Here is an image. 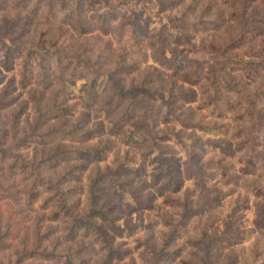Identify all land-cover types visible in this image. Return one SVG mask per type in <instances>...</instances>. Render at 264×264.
Instances as JSON below:
<instances>
[{"label": "rangeland", "instance_id": "obj_1", "mask_svg": "<svg viewBox=\"0 0 264 264\" xmlns=\"http://www.w3.org/2000/svg\"><path fill=\"white\" fill-rule=\"evenodd\" d=\"M33 4L34 1L27 0H0V42L4 39L12 48L17 46L42 52L57 50V55L49 63L52 61V67L59 70L56 59L58 55L63 58L66 63L62 68L66 85L53 73L54 84L49 90L37 84L23 90L19 86L21 58L15 56L10 59L12 63L9 67H5L2 62L6 50L0 43V147L15 145L12 152L23 153L26 160L32 162L34 157L38 159L43 152L60 145L64 152L60 155L58 167L46 170L56 177L75 165L76 150L100 144L102 137L106 140L122 137L116 140V146L122 148L123 158L126 152L129 153L132 158L130 167L141 170L142 174L140 178L135 174L128 175L133 187L127 185L125 195L110 190L102 200L106 208H113L110 215L128 227L124 237L117 239L129 252L126 261L134 260L137 264H249L248 256L251 255L252 264H264L261 252L257 251L258 247L264 249V238H260L264 232V100L257 98L254 118L241 122L238 116L249 110H246L239 93L228 92L225 85L218 82L223 98L214 102L213 107L205 108L203 103L212 97L206 79H201L203 81L194 86L184 84L180 79L182 73L197 67L206 72L226 59L223 51L217 49L214 39L220 40V45L227 44L244 27L257 36L258 49L253 54L250 50L241 51L238 59L252 63L253 67L261 65L264 62V0H42L37 10ZM48 13H52V19L47 17ZM73 13L85 17L84 25L90 28L87 33H81L76 28L77 23L65 17ZM103 17H107L112 24L115 20L124 22L120 26L119 36H113L114 30L110 23L103 29L100 27L98 23L102 22ZM217 19H220V29L207 27L195 32L185 29L183 24V21L200 23ZM128 27L131 28L132 42L137 47L146 45L142 41L139 43V40L148 31L161 32L169 39L170 46L166 47L164 53L153 52L147 47L144 64L138 66L121 50V41ZM77 56L87 57L92 63H97L105 74L102 85H98L99 93L90 106L86 105L84 90L70 82L73 65L69 61H78ZM112 63H115V67L106 71L105 66ZM94 76H86L80 71L74 79L81 85L83 80L89 82ZM108 76H111L109 84ZM223 76L236 91L243 88L253 93L264 83V75L249 77L243 70H226ZM165 80H171V85L175 84L176 89L193 92L196 97L194 102L183 103L188 112L186 116L180 113L184 116L182 121L178 117L173 119L174 116L164 121L168 110L163 101L168 97L171 87L161 91L154 89L153 85ZM115 87L135 89L137 92L145 87L154 94L144 98L147 104H156V119L150 120L155 141H144L141 131L136 135L130 132L133 124L139 123L140 115H144L141 108L135 110L137 115L130 121L128 129L121 132V137L110 134L113 122L126 108V103L115 96ZM202 87L204 92L201 91ZM58 91L59 97H69V102L76 105V112L52 121L48 126L55 125L63 130L95 129L100 132L93 140L96 143L75 144L56 139L58 136L51 144L47 138H44L45 144H38L39 141L34 139L30 140L26 148L16 149V140L22 138L23 133H31L35 122L32 95L40 97L43 106L50 107ZM138 98L135 101L140 105L143 101L141 96ZM227 101L231 104H227ZM105 110H111L112 114L107 115ZM18 113H21L19 118L16 117ZM177 124L179 127H176ZM46 129L47 126L40 132L44 133ZM240 129L246 131L240 133ZM246 136H250L248 138L251 140H246ZM150 147H154L156 152L147 150ZM180 152H184V155L181 156ZM205 156L208 157L207 161L204 160ZM116 158L112 149L103 162L90 166L82 174L79 183L69 182L64 187L78 186L85 190L97 172L116 165ZM165 158L169 160L166 163L163 162ZM249 158H253L256 165L252 175L245 171ZM7 164L0 163V174H3V170L5 174ZM159 166L173 170L181 184L180 191L160 195L155 188L150 187L145 191L144 188L141 189L140 197L146 205L136 206L132 198V202H129L128 197L135 195L129 189L141 186L145 180L149 181L150 175ZM20 175L18 173V183L15 185L20 201L18 217L22 218L19 222L20 236L29 234L30 239L34 240L33 225L44 214L42 234L49 225L60 228L55 237L46 243L50 248L54 243L64 251L80 246L81 238L71 243L66 241L64 227L46 218L48 211L42 205L45 195L34 204L33 210L26 208L23 192L25 184L30 181H22ZM53 178L51 176L50 180L54 181ZM79 198L81 201L74 211L81 215L85 212V196L76 194L70 197L72 202ZM7 202L0 200L3 226L7 224ZM184 211H189L186 221L181 218ZM173 228L180 230L179 236L168 247L166 241ZM167 250L178 251L177 257L166 261L161 254ZM157 258L160 260L157 261Z\"/></svg>", "mask_w": 264, "mask_h": 264}, {"label": "trees", "instance_id": "obj_2", "mask_svg": "<svg viewBox=\"0 0 264 264\" xmlns=\"http://www.w3.org/2000/svg\"><path fill=\"white\" fill-rule=\"evenodd\" d=\"M33 7L37 10L39 4L42 0H27V2H33ZM51 2V0H50ZM41 6V5H40ZM52 19V13H48L47 16ZM65 17L74 20L77 23L76 28L80 30L81 33H87L90 28L84 25L85 17L82 14H69ZM98 24L103 29L108 22V18H101ZM173 18L170 19L172 21ZM116 21V20H115ZM185 29L193 30L198 32L203 28L216 27L220 29V19L213 21H201L200 23H189L188 21H183ZM112 24V23H110ZM136 28H138L136 26ZM152 31V30H151ZM155 31V30H153ZM145 32V31H144ZM106 33V31H105ZM7 38V37H5ZM139 43L142 41L145 46L153 50V52H163L166 47L170 46L169 39L162 35L161 32H146L140 37ZM147 38L148 41L145 42ZM257 36H253L248 28L244 27L238 30V36L234 39L228 40L227 44L220 45L222 42L220 40L214 39L217 42V49L227 56L226 59L219 62L217 65L211 67L208 71H204L201 67L192 69L189 72L181 74V80L184 84H189L191 86L198 85L201 81L206 79L208 87L212 90V97L208 99L203 104L205 108L213 107V103L219 101L223 98V94L220 93V85H222L228 90V92L239 93L244 101L246 110L249 112H244L238 116V119L243 121H250L254 118L255 112L253 110L258 106L257 98L264 100V83L259 85L253 93H249L246 89L241 88L239 91L231 88L232 83L226 79L223 74L226 70L231 72L235 71H245L246 75L249 77H256L264 75V62L262 64H257L255 67L252 63L242 61L238 59V55L241 51L250 50L253 54L258 47L256 46ZM137 40V38H135ZM1 46L6 50L3 60V65L9 67L8 65L10 59L15 56L20 59L21 80L19 81V86L23 90L29 89L31 86L37 84L44 90H49L53 87L54 79L52 75L58 76L61 79V83L65 86L64 70L65 66L63 58L58 55L56 59L57 66L59 70L52 67V61L49 63L50 59L57 55L56 51L52 52L47 50L45 52L38 51L37 49H22L16 47H10L4 39L0 42ZM55 53V54H54ZM72 57H76L72 55ZM78 61L72 64V72L70 76V82L84 90L85 95H87L86 105L90 106V102L99 93L100 86L103 83V74L97 63H92L87 57L77 56ZM79 65L77 67L76 64ZM257 67V68H256ZM82 72L86 76L89 74H94L95 76L89 81L81 83L79 85L74 79L75 75ZM261 71V72H260ZM81 76V74H80ZM108 84L111 81V76H108ZM203 79V80H201ZM100 84V86H98ZM107 84V85H108ZM106 85V87H107ZM115 96H117L121 101L126 103V108L123 110L118 119H116L111 128L110 134L113 136L121 137V132L128 129L129 123L134 116H136L135 110L142 109V113L145 115H140L138 118L139 123L133 124V128L130 129L131 133L134 135L137 132H142V139L144 141H155L153 126L150 125V120L154 121L157 113L154 110L156 104H147L145 98L149 96H154L150 93L151 90L143 87L140 92L137 90H126L121 87H115ZM137 89V88H136ZM180 91L176 93L175 84L171 85L169 89L168 97L163 101L164 106L167 107L168 114L165 116L164 121H168L169 117L174 116L176 111V106L179 101L183 103L194 102L196 97L191 91H186L179 88ZM58 96L54 98V102L50 107H45L40 103V97H35L32 95L31 99L33 101V112L35 114V122L31 127V133H23V137L16 140V149L26 148L30 140L37 139L38 144H45L44 138H47L48 143L51 144L56 139L68 140L75 144H86L93 141L100 132L95 129L81 130L76 128L75 130H63L56 127L55 125L48 126L50 122L57 121L60 118L66 117L68 115H73L76 112V105L71 104L68 100L69 97L61 98ZM141 96L142 104L137 105L136 99ZM145 97V98H144ZM226 100V99H225ZM231 104L230 101L226 102ZM216 105V104H215ZM150 107V108H149ZM108 111V112H107ZM107 115H111V110H105ZM21 113L17 114L19 118ZM138 117V116H137ZM15 120H18V119ZM47 126L46 132L41 133L40 131ZM240 133L246 131V129H240ZM133 135V134H132ZM248 141L251 138L246 136ZM54 139V140H53ZM108 143L96 144L84 150L75 151V165L66 173L59 174L55 177V174H48L47 171H51L58 167L60 163V155L64 152L60 145L54 146L51 150L43 152L40 158H33L32 162L26 160V156L23 153L14 154L12 152L15 145L12 147L4 148L0 147V163L7 164L5 168V174H0V200L8 201L6 203V215L5 219L7 221L6 226L2 225V216L0 212V264H137L134 260L126 261L129 257V252L124 249V245L117 242L118 238L124 237L128 227L123 226L119 223L115 216H111L110 212H113V208H106L102 198L109 193L110 190H115L119 194L123 193L125 195V189L127 185L133 187V183H130L129 176L135 174L140 178L142 172L137 168H131L130 163L132 158L128 152H126L125 157L119 161L116 158V165L114 167H107L103 171L97 172L93 179L89 181L85 190L79 189L78 186L73 188H65V184L69 182L79 183L83 173L89 170L90 166L97 165L103 162L109 151L112 148V140H107ZM135 143V142H134ZM15 144V143H14ZM13 159V160H12ZM168 160L165 158L163 160ZM21 163H20V162ZM169 161V160H168ZM165 166H159L156 168L154 173L150 175V180H145L141 186L137 188L129 189L133 195L132 201L136 206H144L146 203L143 201L141 195V189L144 191L150 187L155 188V191L160 195H165V193H177L181 189V184L178 183L176 175H174L173 170H166ZM247 167L245 169L248 175H252L255 171V162L253 158L247 159ZM18 173H21L22 181H30L25 184L24 194L26 196L25 206L27 209H34V204L41 199L42 195H45L42 199V205L45 210L48 211L46 218L51 223H60L64 227L65 240L68 242H75L78 239H82L80 246L74 249L69 248L64 251L58 244H53L50 248L46 243L51 241L60 231L59 226L54 227L49 225L45 233H41V226L43 225L44 214L40 217L39 222L33 225L34 240L30 239L29 234L21 237L20 233V221L22 218L18 217L20 210L18 205L20 201L18 199L17 192L15 190V185L18 183ZM51 176L54 177V181H51ZM31 179V180H29ZM139 193V194H138ZM76 194H83L85 196V212L83 214H77L74 209L78 207V203L81 201L79 198L72 202L71 196ZM138 194V195H137ZM18 208V209H17ZM189 211H184L181 218L185 221L188 218ZM63 231V230H62ZM180 230L178 228H173L166 241V245L170 247L177 237L179 236ZM178 251L174 252L172 250H167L161 254L166 261L175 259L177 257ZM13 257V258H12ZM98 258V259H97ZM160 259L157 258V261Z\"/></svg>", "mask_w": 264, "mask_h": 264}, {"label": "clouds", "instance_id": "obj_3", "mask_svg": "<svg viewBox=\"0 0 264 264\" xmlns=\"http://www.w3.org/2000/svg\"><path fill=\"white\" fill-rule=\"evenodd\" d=\"M123 23L124 22L120 21V20H117V21L113 22V24H112V28L114 30L113 31V36H119L120 26ZM125 32H126V34L123 36V39L121 41V43L123 45L121 50L126 52L127 56L130 58V60L136 62L138 64V66L139 65H143L144 61H145V58H146L145 54L148 51L147 46L137 47L136 45L133 44L132 39H131L132 32H131V28L130 27L126 28ZM129 45H132V47H129ZM114 67H115V63L108 64V65L105 66V70L106 71H110ZM171 83H172L171 80H165V81H161V82L155 83L153 85V87L156 90L164 91V90H166V88L171 87ZM179 91H180V89L177 88L176 89V93H174V94H178ZM201 91L204 92V88L203 87H202ZM205 94H207V93H205ZM232 99H235V97H232ZM156 103L158 104V101ZM166 111L167 110L165 109V112ZM187 112H188V109L183 107V101H179L177 106H176V112L174 114L173 119L178 117L182 121L184 119V116H181L180 113H184L185 116H186ZM176 127H179V124H177ZM156 131L159 132V129H157ZM165 131H170V130L165 129ZM117 139H122V137L121 138H113L111 143H112V148H113V150L116 153L117 161H119V160L123 159V152H122V148L116 146V140ZM91 143L95 144L96 141H91ZM105 143H108V141L104 137H102L101 138V146H103V144H105ZM186 143H190V141H186ZM147 150H150L153 153L156 152V149L154 147H150ZM142 151H144V150H142ZM179 154L181 156H183L184 152H180ZM243 155L244 154L242 153L241 156H243ZM185 159H188V157H185ZM204 160L207 161L208 157L205 156ZM217 179H219V177H217ZM189 183H191V181ZM128 199H129V202H132L131 201V197H128ZM260 238H264V232L261 233V237ZM257 251L261 252V256H262V258H264V249H261V248L258 247ZM248 261H249V264H252L253 257L251 255L248 256ZM256 264H259V262H256Z\"/></svg>", "mask_w": 264, "mask_h": 264}]
</instances>
